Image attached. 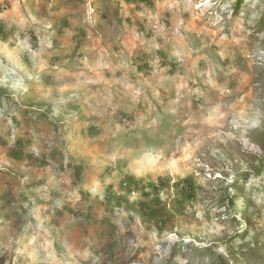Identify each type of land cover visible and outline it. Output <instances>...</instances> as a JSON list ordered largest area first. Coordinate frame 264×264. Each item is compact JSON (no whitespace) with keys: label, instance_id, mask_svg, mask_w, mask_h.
<instances>
[{"label":"rangeland","instance_id":"1","mask_svg":"<svg viewBox=\"0 0 264 264\" xmlns=\"http://www.w3.org/2000/svg\"><path fill=\"white\" fill-rule=\"evenodd\" d=\"M0 24L2 264L264 241V0H0Z\"/></svg>","mask_w":264,"mask_h":264},{"label":"trees","instance_id":"2","mask_svg":"<svg viewBox=\"0 0 264 264\" xmlns=\"http://www.w3.org/2000/svg\"><path fill=\"white\" fill-rule=\"evenodd\" d=\"M0 40L5 41L6 36L4 33V27L2 24H0ZM239 189V184L234 185V195L229 198V202L231 204L235 203V198L237 194H241ZM264 191H262L261 194H263ZM244 196V195H243ZM248 199V198H247ZM248 201V200H247ZM252 206L251 201L246 202L240 209L242 212H246L248 207ZM249 213H245L244 216H248ZM251 231V230H250ZM247 230L244 231L243 235H240L236 238V240L240 241V245L237 247H231L229 249V255L228 257H221L219 255H214V262L216 264H264V241L259 240V234H257L255 231H251L253 234L251 235V238L249 241H246ZM2 264V262H0Z\"/></svg>","mask_w":264,"mask_h":264}]
</instances>
